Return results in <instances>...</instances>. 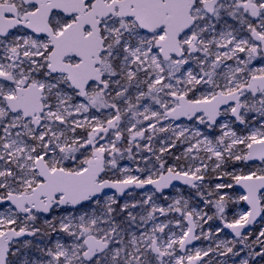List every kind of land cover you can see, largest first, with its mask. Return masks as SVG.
I'll return each mask as SVG.
<instances>
[{"label": "snow or ice", "instance_id": "obj_1", "mask_svg": "<svg viewBox=\"0 0 264 264\" xmlns=\"http://www.w3.org/2000/svg\"><path fill=\"white\" fill-rule=\"evenodd\" d=\"M0 264H264V0H0Z\"/></svg>", "mask_w": 264, "mask_h": 264}, {"label": "rangeland", "instance_id": "obj_2", "mask_svg": "<svg viewBox=\"0 0 264 264\" xmlns=\"http://www.w3.org/2000/svg\"><path fill=\"white\" fill-rule=\"evenodd\" d=\"M241 207H243V205H241Z\"/></svg>", "mask_w": 264, "mask_h": 264}]
</instances>
